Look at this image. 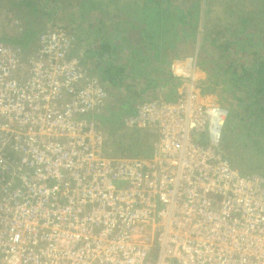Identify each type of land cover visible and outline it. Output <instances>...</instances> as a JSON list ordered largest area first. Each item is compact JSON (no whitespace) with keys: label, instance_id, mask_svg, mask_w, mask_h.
Segmentation results:
<instances>
[{"label":"built area","instance_id":"2783aa9c","mask_svg":"<svg viewBox=\"0 0 264 264\" xmlns=\"http://www.w3.org/2000/svg\"><path fill=\"white\" fill-rule=\"evenodd\" d=\"M75 40L0 41V264H264V179L221 150L229 108L198 45L168 65L173 96L101 125L109 94ZM131 130L147 147L111 153Z\"/></svg>","mask_w":264,"mask_h":264},{"label":"crops","instance_id":"0c3cea01","mask_svg":"<svg viewBox=\"0 0 264 264\" xmlns=\"http://www.w3.org/2000/svg\"><path fill=\"white\" fill-rule=\"evenodd\" d=\"M219 1L217 0L216 3H212L211 0L209 1L208 6H210V10L208 14L210 17L212 16L211 22L214 29H217L218 25H220L221 30L232 31L229 38H227L231 43V41L236 40L234 34H238L233 30V25L231 24L233 19L237 20L233 14L235 15L236 9L240 7L232 6L229 9L228 7L224 8L217 4ZM104 2L106 1L92 0L89 6V10L91 13L93 12L89 16L92 22L85 24L78 21L69 25L71 29L69 31H72L76 37L72 53L81 58L82 63L99 77L109 94V100H111L112 95L115 96L114 101L117 99L115 86L120 93L119 87L127 91L125 92L126 96L123 101L107 105L106 110L109 112V115L114 110L130 106L133 107L131 111L133 113L137 103L153 97H171L170 87L173 84L168 80V65L172 59L188 54V51L184 52V39H181V36L186 37L190 33L189 30L192 26L191 17H193L194 13L190 15L188 6L190 5V10L194 12L200 0H129L124 5L120 4V6H115L114 0L111 1L112 3L107 1L106 7L109 10L108 12L111 11L112 15L114 12L116 15V12L119 11L122 14L121 17L115 18V20L112 18L113 22H116L113 25L114 27H109V24L106 25L110 22V20L108 21L109 18L105 19L104 17V20H100V17L96 18L93 16L97 5ZM235 3L237 4V1ZM233 9L234 11H232ZM126 11L129 13L126 14ZM100 25L101 28L99 29L98 26ZM64 27L68 30L66 26ZM115 29L119 31H117L119 34H124V38H127V35L129 39L132 38L130 40L132 42L124 43L118 41V39L116 40L114 38ZM30 32L33 34V29ZM105 36L107 38L104 39ZM188 37L190 36L188 35ZM167 38L168 40L170 39L169 42H167ZM29 44H34V42L30 43L29 41ZM131 44L134 45V47H130L129 49L132 53L126 54L125 51H122L126 45L131 46ZM205 44H208L207 47L210 48L203 47L207 49V53H200L199 62L205 72L204 76L207 78L210 75L209 65L212 60L214 63H217L219 56L225 54V52L221 51L222 49L220 50V47L224 44L222 41L216 40L211 43L207 40ZM208 49L210 50L209 53ZM230 49L231 47L226 50V52L229 51V55ZM167 51L168 55L166 54ZM211 52L212 54H210ZM147 61L150 63L144 69L139 66L144 65L143 62L146 63ZM218 71L220 72V70ZM220 92L218 88V90H214L212 93L217 96ZM221 94L224 93L222 92ZM123 132L121 133L122 137H124ZM135 132L137 133L138 131L131 130L125 137L132 142L136 136V134H133ZM138 135H141V133Z\"/></svg>","mask_w":264,"mask_h":264},{"label":"rangeland","instance_id":"374dc122","mask_svg":"<svg viewBox=\"0 0 264 264\" xmlns=\"http://www.w3.org/2000/svg\"><path fill=\"white\" fill-rule=\"evenodd\" d=\"M91 1L92 0H54V1H51V0H0V41L2 42L10 41V43L14 45H21L23 48L34 47L35 36H36L35 34L36 32L41 31L42 29L53 28V27L61 25L63 27L66 26L68 30H71L69 25L73 23H77L78 21H80L81 23L89 24L92 22V19H89V16L93 13V12L91 13V11L89 10ZM102 1H106V2L109 1L110 3H112L111 2L112 0H102ZM126 1H129V0H114V5L115 6L116 5L120 6V4L124 5ZM209 1L210 0H203V1L200 0L198 6L195 7L194 12L193 10H190L191 6L190 5L188 6V9H189L188 12L190 13V15L194 13L193 17H191L192 18L191 23L196 22V20L200 22L199 23L196 22V25H195L196 31L194 30V28H190L189 30L190 33L187 34L186 37L181 36V39L182 38L184 39V42H183L184 52L188 51L187 53H189L193 51L198 45L197 47L199 51L198 56H200V53H207L206 52L207 49H204V48H206L208 44L207 45L205 44V42L207 43V41L205 40L203 36L204 29L201 26V21L203 20L204 16H201V13L203 14V12L206 11V9L208 8ZM216 1L217 0H211L212 3H216ZM230 1L220 0L217 4L220 5L221 7L226 8L230 5ZM235 1H237V4L233 3V7L235 6L240 7L239 12H242L243 16L248 19V22H246L247 25L245 24L246 29L248 28H251V30L256 29L255 34L259 33L260 31H264V0H235ZM106 2L97 5V8L94 11L93 16H95L96 18L100 17L101 18L100 20L102 19L104 20V17L105 19L109 18L108 21L110 20V22H108L106 25L109 24L110 25L109 27H114L113 25H115L116 22L115 21L113 22V19L115 20V18L121 17L122 14L121 12L117 11L116 15L114 14V12L112 15L111 11L108 12L109 10L106 7ZM128 13L129 12H127L126 14ZM205 19H212V16L210 17L209 14H207ZM198 25H199V29H198ZM220 27L221 26L218 25L217 29H221ZM98 28L100 29L101 25L98 26ZM31 29H33L34 31L33 34H31L30 32ZM115 30H116V33H115L114 38L116 40L118 39V41L124 42V43L132 42V41L130 42L132 38L129 39L128 35H127V38H124V34L123 35L121 33L119 34L118 33L119 31L117 29ZM197 30H199V32L201 33H197ZM193 32H195L194 35H193ZM231 32L230 30H227L226 32L224 31L223 33L220 32L218 38L225 37L226 35V39H227L229 38ZM25 34H28L29 36V39L27 43L25 44L26 46L25 45L23 46L21 43H18V44L13 43L15 39L21 40V38H23ZM188 35L190 37H188ZM260 36L261 34L259 35V39H260ZM255 37L257 38V36ZM105 38L107 37L105 36L104 39ZM29 41L30 43L34 42V44H29ZM169 41L170 39L167 42ZM209 46H212V45H209ZM247 46L250 48L251 44L248 43ZM130 47L132 48L134 47V45L133 44H131V46L126 45L122 51H125L126 54L132 53L131 51H129ZM230 47H231L230 49L231 56L234 55L235 57H237V59H239L238 57H244V52L240 48V45H235V46L231 45ZM207 48H210V47H207ZM259 48H260V53L257 54V57L259 56L262 57L264 55L263 53L264 45H261V47ZM209 51L210 50L208 49V53ZM236 53H240L241 55L240 56L236 55ZM166 54L168 55V51ZM210 54H212V52ZM246 61H245L246 63L249 62V60H246ZM143 63L144 65H139V66L141 68L143 67L144 69L145 66L148 65L150 62L147 61L146 63L145 62ZM235 64L236 63H233L231 67L228 68V71L234 70ZM221 75L222 73L218 72V77H220L218 79L219 80L222 79V83L218 84L219 92L221 91L219 94H221L222 92L223 93L225 92L226 98H224L222 94L221 96H219L218 94L216 97L218 100L221 97L220 100L222 101L220 102L224 103V105L229 108L230 104L227 102L232 100L231 99L232 92L231 93L228 92L227 89L229 88H232L235 90L238 89L240 90L239 95L241 94L243 95V91H246V90H244L245 87L242 88L239 86L238 83L240 80L238 77L234 81V80H227L226 77L224 76L221 77ZM205 80H206V77H205ZM115 90L117 91V99L114 101L115 96L112 95L111 100H109V103L111 104L118 102V101H123L126 96L125 92L127 91L125 89L122 90L121 87H119V90L121 91L120 93L117 87L115 86ZM262 95H260L261 97H263L260 100L261 102L259 101V104L255 108L253 107L250 108V109H253V113L251 115L252 118L249 119V121H246V125H241L237 127V129L235 130L236 132H234V135H232L233 137H231L230 141H227L223 138L225 137L223 133V137L220 142L221 143L220 147H221V150L224 152V154L230 159L232 164L237 166L243 173H245L246 175L247 174L248 175H258L264 179V96ZM244 97L247 100L249 99V95L247 96L244 95ZM258 116L260 118L259 121H255L257 122V124H253L251 120L255 119V117H258ZM223 132L225 131L223 130ZM229 133L231 134V132ZM228 136L229 134L228 132H226V137ZM117 142L122 143L127 146L133 145L132 142H130V139L126 138L125 136L123 137V139Z\"/></svg>","mask_w":264,"mask_h":264},{"label":"trees","instance_id":"16d2710c","mask_svg":"<svg viewBox=\"0 0 264 264\" xmlns=\"http://www.w3.org/2000/svg\"><path fill=\"white\" fill-rule=\"evenodd\" d=\"M51 1H54V0H51ZM234 2L235 0L230 1V5L228 6V9L229 7L232 8ZM209 10H210V6H208V8L206 9L205 12H203V14L201 13V16H204L203 20L201 21V26L204 29L203 36L206 41L209 40V42L211 43L215 42L216 40L224 42L222 47H220V50L222 49L221 51H224L225 54H221L219 56L217 63H214V61L212 60L211 64L209 65L210 75L207 74L208 76L204 82V87H205L204 89L210 92H214V90H218V84L222 83V79L220 80L218 79L220 78L218 77V72H219L218 70H220V73H222L221 77L224 76L227 78V80L235 81V79L238 77L240 80L238 83L239 86L242 88L245 87L244 90H246V91H243V95L242 94L239 95L240 90L238 89L235 90L232 88L227 89L228 92L230 93L232 92L231 93L232 100L227 102L230 104L229 115L225 123V129H224L225 132H223L225 137H223V133H222V137L225 140L230 141L231 137H233L232 135H234V132H236L235 130L237 129V127L241 125H246V121H249V119L252 118L251 115L253 113V109H250V108L251 107L255 108L259 104V101L261 100V98H263L260 95L263 94L262 96H264V55L262 57L260 56L257 57V54L260 53L259 47H261V45H264V31H260V32L258 31L259 33L255 34L256 29L255 30L254 29L251 30L250 28L246 29L247 19L246 17L243 16L242 12H239V9H236V14L235 15L233 14V16H235L237 20L233 19L231 24L233 25V29H235L234 31L238 33L237 35H234L237 42L236 40H234V41H231L230 43L229 40L227 41L226 35L225 37L218 38L220 32L223 33L224 31L226 32L227 30L214 29L213 24L211 22L212 19H205ZM232 11H234V9ZM196 22L199 23L200 21L196 20ZM196 22H193L192 23L193 27H191V28H194L195 31H196V26H195ZM198 29H199V25H198ZM197 33H201V32L197 30ZM194 34L195 32H193V35ZM260 34L261 36L259 39ZM255 36H257V38ZM28 39H29L28 34H25V36L21 38V40L15 39L13 43H17V44L21 43L24 46L26 42L28 41ZM248 43L251 44L250 48L247 46ZM231 44L234 46L240 45V48L244 52V57H238L239 59H237V57H235L234 55L230 56L229 51L226 52V50L229 49ZM236 55L240 56L241 54L236 53ZM223 60H225L224 63H223ZM246 60H249V62L246 63L247 62ZM233 63H236L234 66L235 69L228 71V68H230ZM211 67L212 69L210 70ZM211 72H214V73H211ZM168 75H169L168 80L171 81L173 84V79L171 78L170 74ZM173 87H174L173 85L170 87L171 96L174 95ZM222 95L224 96V98H226L225 92ZM244 95L246 96L249 95V99L247 100L244 97ZM132 108H133L132 106L128 108H125V107L120 108L119 110H114L110 115H109V112L105 110L104 113L97 115V118L101 125H112V124L118 125V123L120 122V120L123 118L124 115L131 113ZM259 119L260 118L258 116V117H255V119L251 121L253 122V124H257V122L255 121H259ZM226 132H228L230 137L229 136L226 137ZM229 132H231V134ZM133 134H136V136L133 138L134 140L132 141L133 145H131L134 151H139V148H141V146L147 147L146 145L147 136L146 135L144 134L138 135L139 133H136V132ZM122 146H123L122 143H118V142L113 143V152L117 153L118 151H120Z\"/></svg>","mask_w":264,"mask_h":264},{"label":"clouds","instance_id":"9594fccd","mask_svg":"<svg viewBox=\"0 0 264 264\" xmlns=\"http://www.w3.org/2000/svg\"><path fill=\"white\" fill-rule=\"evenodd\" d=\"M127 134H128V132H127ZM110 139H111V138H110ZM114 141H115V140H112V139H111V140L109 141V143H108V144H109V148H108V149L111 151V153H114V152H113V143H114ZM115 143H117V141H115ZM110 148H111V149H110Z\"/></svg>","mask_w":264,"mask_h":264}]
</instances>
